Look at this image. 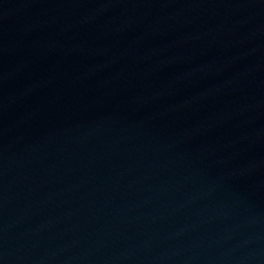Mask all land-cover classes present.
Wrapping results in <instances>:
<instances>
[{"label": "water", "instance_id": "1", "mask_svg": "<svg viewBox=\"0 0 264 264\" xmlns=\"http://www.w3.org/2000/svg\"><path fill=\"white\" fill-rule=\"evenodd\" d=\"M0 264H264V0H0Z\"/></svg>", "mask_w": 264, "mask_h": 264}]
</instances>
